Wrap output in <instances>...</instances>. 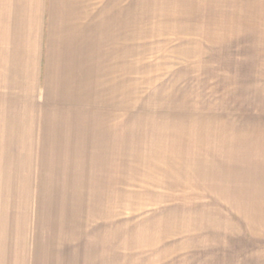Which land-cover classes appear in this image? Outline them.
I'll use <instances>...</instances> for the list:
<instances>
[{
	"label": "rangeland",
	"instance_id": "374dc122",
	"mask_svg": "<svg viewBox=\"0 0 264 264\" xmlns=\"http://www.w3.org/2000/svg\"><path fill=\"white\" fill-rule=\"evenodd\" d=\"M97 17L95 141L0 133V264H264V0Z\"/></svg>",
	"mask_w": 264,
	"mask_h": 264
},
{
	"label": "crops",
	"instance_id": "0c3cea01",
	"mask_svg": "<svg viewBox=\"0 0 264 264\" xmlns=\"http://www.w3.org/2000/svg\"><path fill=\"white\" fill-rule=\"evenodd\" d=\"M97 7L98 0H0V118L8 121L0 133L44 135L31 138L44 144L19 149L75 142L86 149L95 141L98 61L105 60ZM111 19H99L104 35ZM55 119L59 126L46 125ZM54 134L65 144H48Z\"/></svg>",
	"mask_w": 264,
	"mask_h": 264
}]
</instances>
